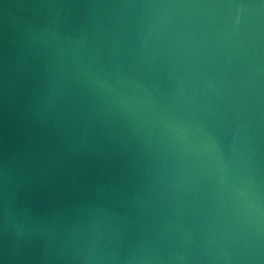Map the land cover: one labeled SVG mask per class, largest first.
Masks as SVG:
<instances>
[{
    "label": "water",
    "instance_id": "95a60500",
    "mask_svg": "<svg viewBox=\"0 0 264 264\" xmlns=\"http://www.w3.org/2000/svg\"><path fill=\"white\" fill-rule=\"evenodd\" d=\"M0 264H264V0H0Z\"/></svg>",
    "mask_w": 264,
    "mask_h": 264
}]
</instances>
